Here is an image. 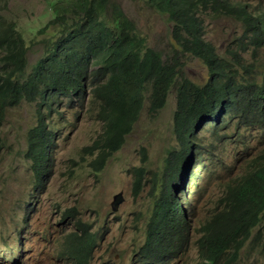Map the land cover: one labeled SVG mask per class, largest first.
Returning <instances> with one entry per match:
<instances>
[{
	"label": "trees",
	"instance_id": "16d2710c",
	"mask_svg": "<svg viewBox=\"0 0 264 264\" xmlns=\"http://www.w3.org/2000/svg\"><path fill=\"white\" fill-rule=\"evenodd\" d=\"M147 2L156 12L167 16L171 24L175 47L165 59L159 51L146 46L134 24L111 0L50 2L46 26L57 32L47 36L46 27L34 32L35 36L44 35L39 40L44 51L29 73V49L23 33L14 23L2 22L0 126L7 110L23 102L35 104L37 123L27 134V155L37 165L35 186H39L45 178L47 153L54 139L47 119L57 113L55 108L62 100L71 104L82 96H91L89 101L99 105L97 115L103 126V136L96 143L97 156L92 162L98 173L106 160L124 145L145 104L150 114L157 113L177 84L173 133L179 150L168 153L165 180L160 196L154 199L145 242L139 250L142 264H163L191 238L193 231L176 191L181 190L183 171L190 166L191 147L195 146L199 159L201 148L205 149L195 139L197 127L206 122L202 129L206 127L214 134L219 144L226 139L220 138L223 129L218 128L230 121L264 131V73L257 75L252 64H242L238 52L230 53L231 61L219 56L204 39L202 14L208 12L205 15L239 22L242 30L250 33L251 43L260 46L264 44V0ZM185 54L203 62L207 74L203 83L196 84L184 77L177 82L180 59ZM198 164L202 165L201 160ZM201 170L202 167L199 178ZM142 177L139 168L134 178L135 195L142 189ZM194 195L195 190L191 189L189 206ZM221 195L220 211L199 230L194 264H235L239 252L254 238L253 229L264 214V151L225 185ZM76 227L68 235L63 253L73 264H88L97 235L90 233L85 224L78 223Z\"/></svg>",
	"mask_w": 264,
	"mask_h": 264
},
{
	"label": "rangeland",
	"instance_id": "374dc122",
	"mask_svg": "<svg viewBox=\"0 0 264 264\" xmlns=\"http://www.w3.org/2000/svg\"><path fill=\"white\" fill-rule=\"evenodd\" d=\"M57 1L0 0V25L14 23L26 40L27 73L44 51L39 43L44 35L35 36L34 32L44 27L47 36L57 32L46 26L51 13L49 3ZM111 1L134 24L147 47L159 51L164 59L172 54L175 44L167 16L152 9L147 0ZM205 14L208 12L202 14L204 39L217 54L231 61L230 53L238 52L242 64H252L257 75L264 73V44L253 45L250 33L235 20ZM182 77L203 83L207 78L203 62L185 54L180 59L177 82ZM176 93L177 84L170 90L165 106L155 114H150L145 104L124 145L98 173L92 162L97 156L96 143L103 136L97 115L99 105L90 102L88 95L71 104L62 100L55 108L57 113L46 122L54 139L47 153L45 178L39 186H35L37 165L27 155V134L37 123L36 106L23 102L7 110L0 126V264H73L63 251L78 223L97 235L88 264H142L139 250L145 242L153 200L160 196L165 180L166 158L170 151L179 150L173 133ZM236 121L218 128L223 129L220 138L226 139L220 144L206 127L202 129L206 122L197 127L195 139L205 149L201 148L199 159L195 146L191 147L190 166L183 171L181 190L176 191L193 231L191 238L163 264H194L199 230L220 211L219 199L225 185L264 151V131ZM139 168L142 189L135 195L134 178ZM191 189L195 195L189 206ZM118 193L123 202L113 212L110 204ZM252 237L235 264H264V214Z\"/></svg>",
	"mask_w": 264,
	"mask_h": 264
},
{
	"label": "water",
	"instance_id": "95a60500",
	"mask_svg": "<svg viewBox=\"0 0 264 264\" xmlns=\"http://www.w3.org/2000/svg\"><path fill=\"white\" fill-rule=\"evenodd\" d=\"M123 202V197L121 193H118L113 196L112 202L110 204L111 210L116 212L119 205Z\"/></svg>",
	"mask_w": 264,
	"mask_h": 264
},
{
	"label": "clouds",
	"instance_id": "9594fccd",
	"mask_svg": "<svg viewBox=\"0 0 264 264\" xmlns=\"http://www.w3.org/2000/svg\"><path fill=\"white\" fill-rule=\"evenodd\" d=\"M208 16H210V15H208ZM235 22H237V21H235ZM239 23V22H238ZM240 24V23H239ZM242 29V28H241ZM191 165H192V163H191ZM156 200V199H155ZM155 200H154V202H155ZM199 237V236H198ZM197 237V238H198ZM196 248H197V245H196ZM197 257H198V250H197ZM197 257H196V259H197Z\"/></svg>",
	"mask_w": 264,
	"mask_h": 264
}]
</instances>
